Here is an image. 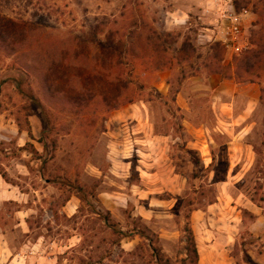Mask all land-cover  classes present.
Here are the masks:
<instances>
[{"label": "rangeland", "instance_id": "1", "mask_svg": "<svg viewBox=\"0 0 264 264\" xmlns=\"http://www.w3.org/2000/svg\"><path fill=\"white\" fill-rule=\"evenodd\" d=\"M236 2L244 8L240 13H249L254 22L249 29V49L226 62L220 46L201 38L195 20L186 29L170 28L168 19L175 9L174 0H0V125L7 126L10 122L15 128L31 131L32 116H43L48 121L51 134L46 141L50 147L45 154L46 176L56 181L66 179L61 186L65 195L49 207L60 208L75 185L87 187L88 191L99 188L90 173L94 176L100 174L87 170V165L107 168L110 139L103 132L107 130L106 121L110 117L144 102L147 114L154 116L157 131L172 128L171 120H167L170 116H174L172 124L179 130L181 114L171 103L174 92L185 81L188 88L193 89L195 85L189 79L205 81L206 77L212 76L235 83L238 113L246 108L248 94H256L260 99L247 123L252 125L256 154L254 164L245 170L232 168L233 161L238 162L241 155L225 153L224 150L213 154L216 162L211 169L200 165L198 154L192 155L198 167L192 176L190 200L197 205L214 202L217 192L210 182H224L232 176L242 179L237 180L239 192L258 203L263 200L264 0H235V6ZM132 37H135L133 45ZM138 38L141 44H147L149 52L144 48L146 45L137 44ZM150 38L152 41H148ZM158 39L170 50L167 55L172 59L170 68L164 69L168 63L165 54L159 58L152 55ZM150 42L155 43L151 46L148 45ZM228 65L232 68L227 71ZM173 67L178 70L173 75L175 87L167 97L164 94V72ZM20 70L28 73V77L21 80L23 94L18 91L16 83L21 79ZM213 97L212 92L202 87L190 94L196 104L195 116L200 120L214 118V110L206 102ZM213 125L216 123L209 122V126ZM244 126L241 123L238 129ZM219 141L228 149L227 138ZM28 150L34 159L39 158L34 149L29 147ZM21 162L18 143L12 139L3 140L0 144V174L7 172L15 180H24L19 176L24 170L19 166ZM44 168L47 169L45 166L39 169ZM37 178L34 175L31 183L40 186ZM74 180L76 184H73ZM0 208V248H18L28 240L40 246L33 251V257H40L42 248L49 247L52 251L42 256L52 258L56 256V238L64 241L70 230L76 228L82 237L81 245L74 254L65 255L74 261L73 264H102L104 258L109 259L111 255V263L106 260L103 264H115L112 261L156 264L152 250L147 248L151 242L149 239L142 241L137 254L117 251L113 254L110 243L115 235L105 229L104 219L100 220L87 206L81 208L77 219L64 217L60 224L69 226L70 230L61 229L59 232L53 224V214L40 212L32 218L33 232L28 235L15 230V219L9 217L16 206L1 205ZM0 264H6L5 257ZM177 264H181V260Z\"/></svg>", "mask_w": 264, "mask_h": 264}, {"label": "crops", "instance_id": "2", "mask_svg": "<svg viewBox=\"0 0 264 264\" xmlns=\"http://www.w3.org/2000/svg\"><path fill=\"white\" fill-rule=\"evenodd\" d=\"M174 1L175 9L168 19L171 29H186L195 20L201 30V38L209 44L220 46L225 52L226 62L235 57L223 45L230 21L222 19L218 4L213 0ZM235 11L243 23L245 45L250 46L249 29L254 19L249 13ZM177 71L173 67L164 72V94L167 97L174 90L173 75ZM207 79H189L195 85L193 89L188 88L185 81L174 92L171 103L181 114L179 130L172 124L174 116H170L167 120H171L172 128L165 132L157 131L154 116L147 114L144 102L141 106H131L129 110L126 108L124 112L110 117L106 121L107 130L103 132L110 139L107 145V168L87 165V170H95L100 174L94 176L90 173V178H96L99 188L88 191L87 187H81L88 194V202H83L76 193L68 192L64 204L56 210L49 206L65 195L60 181L66 179L56 181L46 176V149L40 143L43 133L41 118H30L31 131H22L11 126L10 122L7 126L0 125V144L5 139H12L18 143L19 149L31 147L39 157L34 159L29 150L21 152L22 162L19 166L24 170L19 176L24 180H15L5 172L11 180L8 182L0 174V206L17 207L9 215L15 219L14 229L25 235L33 232L31 220L41 212L53 214L56 232L70 230L60 221L64 217L77 219L81 208L87 206L98 218V213L109 215L124 234L118 245H113V241L110 243L113 254L116 251L137 254L142 248V241L149 238L151 242L148 250L160 251L165 259L172 261L171 264H177L180 260L182 264L189 257L185 227L190 223L199 254L197 264H264V195L258 203L239 192L238 181L242 179L232 176L224 182H210L217 192L214 202L197 205L190 200L192 176L198 167L192 155L198 154L200 165L211 169L216 162L213 154L224 150L225 153L241 155L242 161L241 158L236 163L233 161L232 168L245 170L254 164L256 154L252 142V125L247 123L251 121L252 112L256 110L260 99L256 94H248L244 105L246 108L238 113L235 83L214 76ZM199 87L213 93L214 97L206 100L214 110L213 119L200 120L195 116L196 104L190 94H194ZM209 122H215L216 126H209ZM241 123L245 126L238 129ZM222 138L228 139V149L222 147L219 141ZM52 163L49 162V165ZM41 166L47 169H39ZM34 175L38 176L36 180L40 186L31 183ZM73 184H76L75 180ZM140 223L143 225L140 226ZM102 224L112 232L104 221ZM141 231L146 233V238H142ZM77 233L76 228H73L64 241L56 238L55 257L47 259L42 256L52 251L49 247L42 248L40 257H33V251L40 246L27 240L18 248L1 247L0 260L5 257L6 264H73L74 261L65 255L78 251L82 237ZM109 259L104 258L102 264L106 260L111 263ZM153 260L157 264L156 258L153 257Z\"/></svg>", "mask_w": 264, "mask_h": 264}, {"label": "trees", "instance_id": "3", "mask_svg": "<svg viewBox=\"0 0 264 264\" xmlns=\"http://www.w3.org/2000/svg\"><path fill=\"white\" fill-rule=\"evenodd\" d=\"M236 9H237V11L239 13L242 12V10H244V8L240 7L237 2H236ZM0 37L2 38V35H0ZM132 38L133 39H132V42L131 43L133 45V42L135 41L134 40L135 37H132ZM1 40H3V39H1ZM137 41H138L137 44L140 45L141 44L140 43L141 42V39L138 38ZM148 41H152V39L150 38ZM153 43H155V42H150V43H148V45H151L152 46ZM144 45H146L144 48H146V51H148L149 50L148 49L149 47H147V44L146 43L145 44L142 43L140 46L143 47ZM154 46H155V44H154ZM153 51L154 52L152 53V55H155L158 58H159V56L161 54H165V56H167L169 54V52H170V50L165 47L163 41H160V39H158V43L156 44V47H154V50ZM173 58L176 59L175 57H173ZM166 60H168V63L165 64L166 67H164V69L167 68V67L170 68V66L172 65V59L170 60L169 56L166 57ZM226 68H227V71H228L232 67H230L228 65ZM18 73L21 74V79H19L18 82H16V81L15 82L17 83V86H18L17 89H18V91H20L23 94L24 92L22 91V82H21V80H23L24 78L28 77V73H26L25 71H21V70L18 71ZM237 74H239L238 71H237ZM238 77H239V75H238ZM32 101L35 102L36 104H38L39 106H41V103H39V101H37L36 99H33ZM40 118H41V120L43 122V133H42V138L40 139V143L44 144L45 149H46V153H47L48 151H50V147L46 143V141L48 139V136L51 134V127L49 126L48 121L45 119V117L42 116ZM28 148L29 147H26L24 149H20V152L28 151ZM2 176L6 179V181L11 182V180L8 178V176L6 174H2ZM60 182H61V184L64 183L62 181H60ZM69 187H72V186L69 184ZM73 192L76 193L82 199L83 202H88V198H87V195L88 194L85 192V190L83 188H81L79 186H75L73 188ZM98 215L100 216L101 219L104 218V220H103L104 223L107 225L108 228L112 229V232L115 235V239L113 240V245H118L121 242L122 236H124V234L119 229V226L116 223H113L111 221V218H110L109 215L106 216V215L100 214V213H98ZM185 232H186V239H187V247H186V250L188 252V256L189 257L187 259L183 260L182 261V264H197L198 263V259H199V254H198V250H197V246H196V240H195L193 231L191 229L190 223H187L186 224ZM141 233H142L141 234L142 238H146V233L143 232V231H141ZM146 239H149V238H146ZM149 240H151V239H149ZM153 257L156 258L157 264H171V262H172L169 259H165L161 255V252L160 251H157V250H154L153 251Z\"/></svg>", "mask_w": 264, "mask_h": 264}, {"label": "built area", "instance_id": "4", "mask_svg": "<svg viewBox=\"0 0 264 264\" xmlns=\"http://www.w3.org/2000/svg\"><path fill=\"white\" fill-rule=\"evenodd\" d=\"M221 8V17L230 21L226 29L223 45L229 53L242 55L249 49L244 42V28L240 16L235 11V0H213Z\"/></svg>", "mask_w": 264, "mask_h": 264}]
</instances>
